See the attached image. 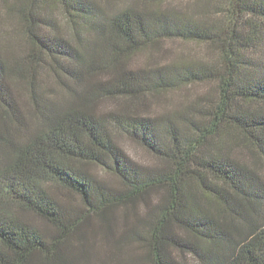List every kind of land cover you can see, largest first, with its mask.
<instances>
[{"label": "trees", "instance_id": "1", "mask_svg": "<svg viewBox=\"0 0 264 264\" xmlns=\"http://www.w3.org/2000/svg\"><path fill=\"white\" fill-rule=\"evenodd\" d=\"M163 3L0 0V264H190L175 251L264 264V178L244 159H264V0ZM60 8L79 46L60 32ZM167 39L212 53L131 67L139 53L160 59ZM202 83L170 115H140ZM104 100L120 105L100 111ZM122 136L159 165L134 160Z\"/></svg>", "mask_w": 264, "mask_h": 264}, {"label": "rangeland", "instance_id": "2", "mask_svg": "<svg viewBox=\"0 0 264 264\" xmlns=\"http://www.w3.org/2000/svg\"><path fill=\"white\" fill-rule=\"evenodd\" d=\"M199 0H165V3H163V9L165 7H168L170 9H179V10H189V12L192 11V5L198 2ZM221 4V6H223ZM167 8V9H168ZM166 9V8H165ZM2 14V11L0 9V15ZM55 14L57 16V19L60 22V32L63 33V35L66 36V38L73 44L78 45L80 44L79 39L71 30V25L68 23L67 19L64 16V13L62 9L60 8V11L58 9L55 10ZM4 24V22H3ZM2 27V23H0ZM8 25L11 26L10 22ZM7 25V26H8ZM6 26V28H7ZM0 27V31H1ZM3 28V27H2ZM9 28V27H8ZM4 40V36H2ZM83 39L92 40L93 35L88 34L86 32L85 36L83 35ZM157 54V52L155 51ZM160 52H158L159 54ZM211 50L209 47H207L205 44H197L194 42H188V41H182L181 39H167L163 43L161 47V58L155 60V62L150 61V56L147 52L139 53L130 62L131 67L133 68H142V67H149L152 64H168L174 62L177 58H179L181 55H185L188 58L194 57L196 59H205L210 58ZM42 74V73H41ZM43 78V85H41V93L43 99H52V97L56 94L55 93V79L53 76H49L45 72L42 74ZM44 86V87H43ZM209 84L202 83L201 85H192L188 87H180L175 90H172L168 92L166 95H162L159 98H150L149 106L144 108L142 113L140 114L143 117L146 118H157L162 115H170L174 110L179 108L187 98H190L189 100H193L197 94H201L202 92H207L209 88ZM49 87H52V90H49ZM46 90H45V89ZM17 97L19 98L20 102L23 103V106L25 109L29 108L30 105H32L33 101H30L29 94L27 93V87L25 88L24 92H18L16 91ZM118 102L112 101V100H104L101 103L100 111L109 110L111 108H114L115 106H119ZM30 118V117H29ZM33 119H31V123L34 125L35 122ZM119 142L121 146L126 150V152L137 162L144 166H157L159 165V161L156 157H154L151 153H149L144 147H142L137 142L133 141L132 139H129L127 137H120ZM244 159L248 162H253L254 160H259L258 162V173L264 178V159L260 156H253L249 151H246L244 149ZM95 172L99 173L101 176L106 177L107 179L110 178V174L105 173L104 171L95 169ZM177 256L181 259L186 257L187 261L190 264H196L194 257L190 253H186L185 255H182L181 253H178L175 251Z\"/></svg>", "mask_w": 264, "mask_h": 264}]
</instances>
